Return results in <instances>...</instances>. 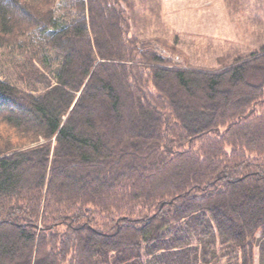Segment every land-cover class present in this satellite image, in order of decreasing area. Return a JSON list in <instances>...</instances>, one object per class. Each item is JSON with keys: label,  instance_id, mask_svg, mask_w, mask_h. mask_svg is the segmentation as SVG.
<instances>
[{"label": "trees", "instance_id": "1", "mask_svg": "<svg viewBox=\"0 0 264 264\" xmlns=\"http://www.w3.org/2000/svg\"><path fill=\"white\" fill-rule=\"evenodd\" d=\"M160 13L161 0H0V264H197L191 235L205 264L216 238L255 264L264 48L183 67L144 36Z\"/></svg>", "mask_w": 264, "mask_h": 264}, {"label": "rangeland", "instance_id": "2", "mask_svg": "<svg viewBox=\"0 0 264 264\" xmlns=\"http://www.w3.org/2000/svg\"><path fill=\"white\" fill-rule=\"evenodd\" d=\"M160 14L165 25L157 22L150 32L146 23L144 36L151 34L159 52L183 67L220 69L264 48V0H237L233 5L225 0H161ZM256 237L255 264H262L264 239L261 244V232ZM191 240L190 248L198 249L197 264H205V247L194 235ZM213 247L216 256L210 264H234L223 256L217 238Z\"/></svg>", "mask_w": 264, "mask_h": 264}]
</instances>
